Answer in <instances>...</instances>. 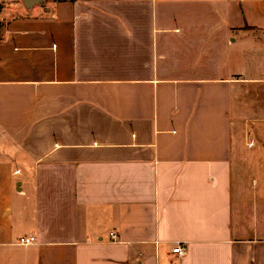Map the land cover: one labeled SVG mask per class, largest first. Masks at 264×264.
Returning a JSON list of instances; mask_svg holds the SVG:
<instances>
[{
  "label": "crops",
  "instance_id": "0c3cea01",
  "mask_svg": "<svg viewBox=\"0 0 264 264\" xmlns=\"http://www.w3.org/2000/svg\"><path fill=\"white\" fill-rule=\"evenodd\" d=\"M44 1L0 0V264H264V0Z\"/></svg>",
  "mask_w": 264,
  "mask_h": 264
},
{
  "label": "built area",
  "instance_id": "2783aa9c",
  "mask_svg": "<svg viewBox=\"0 0 264 264\" xmlns=\"http://www.w3.org/2000/svg\"><path fill=\"white\" fill-rule=\"evenodd\" d=\"M112 240H117V235L115 233H111ZM37 243V239L35 237H22L19 239V244L23 246H31ZM174 254L179 256H183L185 254V250L182 245L177 246L173 249Z\"/></svg>",
  "mask_w": 264,
  "mask_h": 264
},
{
  "label": "water",
  "instance_id": "95a60500",
  "mask_svg": "<svg viewBox=\"0 0 264 264\" xmlns=\"http://www.w3.org/2000/svg\"><path fill=\"white\" fill-rule=\"evenodd\" d=\"M25 8L31 9L34 5H44V0H22Z\"/></svg>",
  "mask_w": 264,
  "mask_h": 264
},
{
  "label": "trees",
  "instance_id": "16d2710c",
  "mask_svg": "<svg viewBox=\"0 0 264 264\" xmlns=\"http://www.w3.org/2000/svg\"><path fill=\"white\" fill-rule=\"evenodd\" d=\"M70 1H74V0H70Z\"/></svg>",
  "mask_w": 264,
  "mask_h": 264
}]
</instances>
